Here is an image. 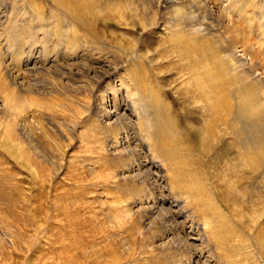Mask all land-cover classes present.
<instances>
[{"label":"rangeland","instance_id":"obj_1","mask_svg":"<svg viewBox=\"0 0 264 264\" xmlns=\"http://www.w3.org/2000/svg\"><path fill=\"white\" fill-rule=\"evenodd\" d=\"M262 4L249 0L242 16L223 8L216 26L225 39L229 29L254 40L262 31L263 56ZM175 6L0 0V264H264V170L233 134L229 146L174 144L184 126L202 134L224 119L186 83L182 65L204 46L182 54L171 43ZM74 14L80 30L71 47ZM131 46L149 58L127 56ZM137 83L173 106L178 136L166 144L174 155L147 138L136 111L129 128L106 115L108 106L122 113L130 100L115 102L117 91L137 93ZM11 91L20 92L18 111L5 104Z\"/></svg>","mask_w":264,"mask_h":264},{"label":"bare ground","instance_id":"obj_2","mask_svg":"<svg viewBox=\"0 0 264 264\" xmlns=\"http://www.w3.org/2000/svg\"><path fill=\"white\" fill-rule=\"evenodd\" d=\"M226 1L225 7L221 8L214 0H165L166 3H174L176 5L174 16L169 18L174 28L172 38H170L171 43L178 46L182 54H186L189 49L191 52L192 48L189 45L193 46L194 42H200L202 43L201 46H204L201 48L203 49L200 52L202 54L199 55V52L194 49L192 60L182 65L186 70V83L195 87L198 101L207 107L212 116H216L217 119L224 118L221 124L223 128L214 127L213 123H208L209 128H205L202 134L199 133L201 135L195 133V129L192 126H184L182 128L185 132L184 137L179 139V144L176 141L174 144L182 145V147L185 146L186 148L187 145L196 144V142H210L211 146L214 147L221 142L229 146L230 139L232 138L231 140H233L235 137L245 149L244 155L246 159L251 162L256 171L258 170L262 173L264 170V55L262 56V31H258L257 39L254 40L244 30L237 35L232 32L233 30L229 29L225 32L227 36L225 39L222 28L219 25L216 26L217 20L219 23L224 21L222 9L235 7L241 13L240 16H242L247 11L249 4V0ZM258 7L261 9L264 4ZM207 15L210 16L208 17ZM97 18L94 20L98 21L100 19L99 17ZM200 18L204 21L199 22ZM210 19L211 21L208 22L207 20ZM100 20L104 22L102 19ZM77 22V16L75 15L69 27L72 36L66 37V43L71 47L78 46L76 37L80 29ZM250 26L251 28L255 27L253 19H251ZM65 31L59 32L61 37L65 36ZM138 52L140 51L132 46L125 49L127 56L133 54L135 57L149 58L148 51L144 50L141 54H138ZM179 58L180 61L183 59H181V56ZM138 76L139 74H135L136 78ZM135 87L137 93L124 92V95L119 90L117 91L118 94L116 95L118 96L114 97L116 99L115 102L117 100L123 102L122 97L127 96L130 100L129 105L125 102L122 104L124 107L121 105L124 109L122 113L119 111V106H108V108H105L106 115L110 116L113 121H119L120 119L126 121L129 128L131 115L136 111L140 124L144 125L147 138L154 142L160 152L163 151L162 153H165V155L166 153L174 155L175 152L170 150L166 144L168 139H176L178 136V133H175V128L179 121L174 112H172L173 106L169 104V101H166L165 94L155 93L158 99L156 98L157 100L155 99L156 101H154L152 98L154 93L150 89L142 90L139 88L138 83ZM5 89V85L2 82L0 84V92L2 93ZM18 93L11 91L9 95L5 94L8 95L5 97V104H9V108L11 106L15 111L20 108V92ZM231 121L234 133H229V127L227 128ZM230 134L234 136L226 140L225 137ZM113 136L115 138L116 135ZM116 144L114 143V145ZM154 167L158 168L156 165ZM126 169L128 168L126 167ZM128 171L130 170L128 169ZM137 176L139 177L141 174H137ZM262 215V212H260L256 216L262 218ZM209 223L205 221L206 225Z\"/></svg>","mask_w":264,"mask_h":264}]
</instances>
